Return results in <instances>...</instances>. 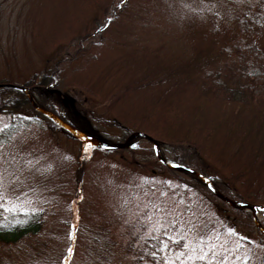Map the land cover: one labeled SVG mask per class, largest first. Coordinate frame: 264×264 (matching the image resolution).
<instances>
[{"label":"rangeland","instance_id":"374dc122","mask_svg":"<svg viewBox=\"0 0 264 264\" xmlns=\"http://www.w3.org/2000/svg\"><path fill=\"white\" fill-rule=\"evenodd\" d=\"M245 15L256 29L243 33ZM50 68L52 86L30 89L37 103L74 105L77 124L114 143L147 134L165 159L235 197L255 194L263 225L264 87L239 101L214 86L237 74L264 81V0H0V83L23 86ZM38 116L0 113V226L39 211L44 224L0 245L3 264H130L163 228L160 264H264L258 234L239 233L202 193L183 192L185 176L161 169L147 139H132L133 154L106 150Z\"/></svg>","mask_w":264,"mask_h":264},{"label":"trees","instance_id":"16d2710c","mask_svg":"<svg viewBox=\"0 0 264 264\" xmlns=\"http://www.w3.org/2000/svg\"><path fill=\"white\" fill-rule=\"evenodd\" d=\"M246 15H249V14H246ZM246 15H245V18H243L242 20L243 22L239 21L240 28L238 27L237 29L243 33L246 32L248 29L251 31L256 29L255 27L251 26V23L248 24V19ZM253 15L257 18L262 16L261 13L259 12H256ZM231 49L236 50L238 52L241 51L240 47L233 46ZM54 75L56 76V69L54 70L50 68L48 69V72L46 73L44 72L41 75L35 74L29 80H26L23 83V86L28 88L29 92L31 88L35 89L38 87V89H40L42 88V86H45V87L52 86V83H53L52 80L55 78ZM231 80H232L231 82L232 86L230 85V81L217 84L219 86L217 85L214 86L215 90L224 92V96H222L221 98H227L229 100L239 99V101H243L245 98L244 97L245 94L250 93L251 94L250 97L254 98V96H256V92L259 91L262 87H264V81L252 80V78H249V76H247L246 78H243L241 74L235 75L234 78H231ZM246 80H250L251 84L245 85L244 83H246L245 82ZM1 83L14 84L13 82L11 81L9 82L7 80L2 81ZM244 89H245V93L243 95ZM37 90L35 89V91ZM226 91H229L230 93L229 96L226 94ZM0 96H1L0 97V113L16 115V116H20L25 119H29V118L33 119V118H36L38 115H40L41 120L48 119V120L54 121L50 118L43 116L41 113L35 110L33 105L30 103L29 99L26 97L25 93L18 89H14L12 87L0 88ZM39 102L43 103L42 101H39ZM39 102L38 104L40 106L42 107L45 106L46 109L48 108V110H50L55 115H57L61 120L67 122L74 128L78 129L85 136L93 138V139L101 140L103 142H106L112 145H118L119 142L116 141L114 143L113 139H109L103 136L102 133H99L97 128L93 127L91 123L86 122L87 126L85 125L80 126L79 124H77L72 117L74 105L67 107V106H64L63 101L62 102L60 101V103L54 106L53 105L49 106L47 104L41 105V103ZM128 136L129 134L125 132V136H124L125 140H126V137ZM124 138H123V142L125 141ZM123 142H120L119 144H122ZM149 143L151 144L150 141ZM122 151H127L129 154H133L134 147L127 146L124 149H122ZM151 153H152L151 155L152 159L159 165L161 169L166 170V172L170 174H175L173 170H171L170 168L162 164V162L155 155L154 150H151ZM130 156L137 158L136 155H130ZM166 160L171 163H178L177 161H172L168 158H166ZM135 162L137 164H140V166L143 165L144 168L146 167L145 158L135 160ZM186 165L197 170V167L191 164H186ZM182 174L186 178V181H185L186 183H183V185L185 186L184 187L185 190H183V192L186 191L187 193H189L191 191L192 192L198 191L202 193L208 200L212 201L214 205L218 208L219 212L225 216V221L228 224H231L233 227H235L239 233H244L246 235L258 234L259 243H261L264 246L263 235L262 233L260 234L258 232V229L254 224V218L250 211L240 210V209L232 207L229 203L218 198L210 190H208L206 186L203 184V182L200 179H198L196 176L190 173H187V172H182ZM202 174L209 178V175L207 173L204 172ZM211 182L213 186L216 188V190H218V192H220L224 197L232 200L233 202L246 203V204L255 206L257 208L255 199H258V198L257 196H255V194H251V193L246 194L245 192L242 191L239 197H235L231 194L232 190L230 192L229 187H223L219 182H213V181ZM179 188L182 189V185H180ZM42 217H43V212L39 211L36 213H31V215L29 216V220L24 224L17 223L13 225L5 224V225L0 226V245H4V246L17 245L21 242H24L26 239H30L33 236L39 235L42 232L43 226H44ZM263 226H264V223H263ZM162 231L165 232L164 228L162 229ZM163 232H161L159 235H151L143 239L141 241L142 242L141 247L139 249L136 248L137 250L135 251V254L137 256L133 258L130 264H141L142 260H148V263L150 264H160V259H162L161 253L163 250L162 249V239L163 237H165ZM131 241L132 242L130 244H127V248L129 251L134 248L135 239H132ZM177 243H178V246H183L184 240H180V242H177ZM197 248L199 250L197 251L198 254H196L198 255L196 260L203 261V259H200V257H202L201 250L203 249L201 242H198ZM218 261H221V258H219ZM0 264H3V263L0 261ZM199 264H202V262Z\"/></svg>","mask_w":264,"mask_h":264},{"label":"water","instance_id":"95a60500","mask_svg":"<svg viewBox=\"0 0 264 264\" xmlns=\"http://www.w3.org/2000/svg\"><path fill=\"white\" fill-rule=\"evenodd\" d=\"M3 87H12L14 89H18L22 92L25 93L26 97L29 99L30 103L33 105V107L35 108V110H37L39 113H41L43 116L50 118L54 121H56L58 124H60L64 130H66L67 133H69L70 135H72L73 137L93 146V147H98V148H103L106 150H118L121 148H125L129 145V143L132 141L133 138L135 137H141V138H145L148 141H150L153 144V149L155 151L156 156L158 157V159L167 167H169L170 169L174 170V171H181V172H187L190 173L194 176H196L198 179H200L203 184L206 186V188L208 190H210L215 196H217L218 198L226 201L227 203H229L232 207L237 208V209H242V210H249L252 212L253 214V218L256 222L257 227L262 231L263 236H264V227L261 224V222L258 220V218L256 217V208L254 206H251L249 204L246 203H234L233 201H231L230 199L224 197L220 192H218V190H216V188L212 185L211 181L205 177L203 174H201L200 172L186 166L183 164H173L168 162L167 160H165V158L160 154V145L158 143L157 140L151 138L150 136H148L145 133L142 132H133L126 140L123 144L120 145H111L105 142H102L100 140L97 139H93L90 137H87L85 135H83L80 131L76 130L73 126H71L70 124L66 123L65 121L61 120L57 115H55L54 113L48 111L47 109L41 107L33 98V96L30 94L29 90L21 85H16V84H3L0 83V88Z\"/></svg>","mask_w":264,"mask_h":264},{"label":"snow or ice","instance_id":"6c2138e0","mask_svg":"<svg viewBox=\"0 0 264 264\" xmlns=\"http://www.w3.org/2000/svg\"><path fill=\"white\" fill-rule=\"evenodd\" d=\"M261 211H264V209H261ZM71 251H72V249L70 248L69 252H71ZM200 259H203V257H200Z\"/></svg>","mask_w":264,"mask_h":264}]
</instances>
